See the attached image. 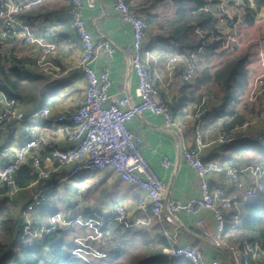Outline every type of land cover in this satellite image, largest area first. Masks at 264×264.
I'll return each mask as SVG.
<instances>
[{
  "label": "built area",
  "instance_id": "obj_1",
  "mask_svg": "<svg viewBox=\"0 0 264 264\" xmlns=\"http://www.w3.org/2000/svg\"><path fill=\"white\" fill-rule=\"evenodd\" d=\"M43 0H0V41L11 35L34 42L29 27L19 15L32 4ZM95 0H70L66 15L79 38L82 53L79 61L72 67H66L64 74L78 71L86 81L83 103L73 113H53L49 108H40L26 113L18 100L9 99L0 90V187L4 193L0 196L5 207L14 216L15 223L21 228L18 238L22 248L40 247L49 238L77 227L94 228L100 237L110 238L112 221L126 225L128 212L121 204H114L110 210L100 208L82 213L76 217L68 213H54L44 223L37 226L33 216L47 201L49 194L62 187L67 181L80 175L95 174L101 176L113 172L121 181L131 187L135 198L136 217L134 224H141L146 216L175 225L178 214L185 213L195 218L200 229V237L208 240L224 256L208 258L194 245L178 246L171 234L163 230L169 243L165 255L170 260L185 259L190 264H246L252 245L245 238L236 243L227 240V226L236 230L242 220L243 207L251 202L264 201V167L239 164L227 158L228 148L235 143L251 139L248 134L252 121L249 120L250 103L241 102L240 109L246 115L241 125L222 131L207 144L204 125L197 122L194 129V143L180 148V159L194 171L198 181L197 194L187 201L165 197L166 185L153 171L142 153L143 139L129 129V124L140 119L144 113L163 117L165 124H174V117L168 105L154 85L149 72L147 52V34L149 25L131 9V0H113L115 15L131 29L133 41L129 47L130 66L137 78L136 93L138 102L128 95L111 93L112 79L107 68L96 72L93 64L97 59V46L83 16L84 8L93 9ZM211 10L216 19L214 29L206 30L192 24L191 33L198 46L193 50H177L166 63L169 76L180 71L182 83L190 84L197 76L199 62L207 48L215 51L235 52L243 43L240 33L250 16L249 5L240 0H218ZM42 36L47 43L42 45L38 62L45 64L54 51V35L46 32ZM43 37V41L45 40ZM107 56L113 58L114 49L108 40L98 46ZM11 64L7 69H11ZM53 75L50 82H57ZM255 96L254 103L257 101ZM204 106L199 114L206 115ZM264 123V104L254 114ZM40 120L49 125H60L65 130L66 143L63 146L47 145L38 134L33 122ZM264 144V133L257 138ZM6 141V143H5ZM213 147L218 157L207 158L204 154L208 146ZM49 149V157L44 158L40 148ZM163 167L170 168L171 162L164 158ZM27 166L34 180L21 187L16 172ZM220 175L230 183L242 186L241 177H250L241 195L227 194L222 186H212V175ZM82 188L77 189L79 195ZM208 217L214 221L210 228ZM258 244L255 240L254 245ZM79 251V250H78ZM78 251L74 252L76 255Z\"/></svg>",
  "mask_w": 264,
  "mask_h": 264
},
{
  "label": "crops",
  "instance_id": "obj_2",
  "mask_svg": "<svg viewBox=\"0 0 264 264\" xmlns=\"http://www.w3.org/2000/svg\"><path fill=\"white\" fill-rule=\"evenodd\" d=\"M246 1L249 3L251 17L241 29L240 39L243 45L233 53L215 51L212 47L207 48L199 62L196 79L186 84L180 80V71L169 76L166 69L167 59L172 53L177 50H193L198 46L192 33L180 42L171 37V28L168 23L174 18L177 7L171 0H131L133 12L141 16L149 25L146 44V50L151 55L149 72L161 98L173 114L174 124L168 126L163 117L144 113L140 119L131 121L129 129L143 139L142 153L153 171L165 183V197L168 199L187 201L197 194L198 181L195 173L180 159L179 151L183 146L193 145L196 123H203L204 139L208 144L226 128L241 122L234 127L239 126L247 118V114H244L239 107L241 102L251 104L249 120L252 124L248 131L251 139L239 141L229 147L226 156L239 164L264 167L262 154L252 150L246 153L238 151V148L250 141L264 146L257 139L264 133V123L258 121L254 115L264 104V7L257 9L254 0ZM69 6L70 0H43L40 4H32L20 15V20L29 27L34 42L25 43L16 35L0 41V66L5 72L11 70L7 69L9 64L13 67L18 66L23 78L25 76L31 78L21 82L20 86L23 90L25 85L35 86L32 92L18 96L20 107L28 114L42 107L51 109L55 114L73 113L83 103L86 89L84 77L76 70L64 74L66 67L77 64L82 53L79 38L72 28L71 20L66 15ZM83 16L97 46V59L93 64L95 71L100 72L107 68L112 79L110 92L128 95L133 102H138L137 78L129 60L131 54L129 47L133 36L130 27L115 15L113 0H95V7L84 8ZM46 32L53 33L55 47L48 56L47 62L42 64L38 62V57L42 45L47 43L42 36ZM103 40H108L114 49L111 60H108L98 47ZM237 57H245L241 69L242 75L237 82L231 83L227 90L216 82L213 76L227 61ZM53 75L58 76L57 82H50ZM50 87L52 89H49ZM232 90L236 100L226 103L225 95L227 91ZM51 91L52 94H50ZM255 96L258 98L253 104ZM204 106L208 107L209 111L206 115H200L199 112ZM32 125L37 128L38 134L47 145H65L66 136L62 126L49 125L43 120L35 121ZM39 152L48 153L47 156L42 154L44 158L50 156L48 148L42 147ZM204 154L207 158L218 157L212 145L205 149ZM164 158L171 162L170 168L163 167L161 161ZM241 179L243 187L215 174L211 176L210 182L212 186H222L227 194L241 195L250 177L243 174ZM78 188L84 190L83 194L77 193ZM114 204H121L128 212L127 223L130 224L121 223L135 232L146 234L149 246L155 250H162L164 255L169 247L168 240L162 233L166 230L178 246H197L208 258L221 259L223 256L208 240L200 237V229L196 226L195 218L185 213L178 214L175 225H168L150 216L143 218L141 224H134L137 211L131 187L111 171L100 177L95 174H82L67 181L62 187L49 194L46 203L34 214L33 222L37 226L44 223L51 215L48 213V208L52 207L56 208V213H68L76 217L95 209L110 210ZM4 220L8 221V225L3 224ZM208 223L213 229L214 221L211 217H208ZM86 228L91 227H84L83 230L86 231ZM227 229V240L231 243H236L242 238L237 230L233 231L229 226ZM20 230L11 211L5 207L0 198V247H4L5 237L9 236L10 241L7 245L14 252L17 248H14L15 241L18 239L17 234L19 235ZM64 232L57 234L54 239L57 241L62 238ZM101 246L106 250H113L117 245L109 238L104 239ZM91 251L88 256H94L93 260L96 261L95 258L101 255L95 256ZM101 253L103 257H100V260L106 258V254L103 251Z\"/></svg>",
  "mask_w": 264,
  "mask_h": 264
},
{
  "label": "trees",
  "instance_id": "obj_3",
  "mask_svg": "<svg viewBox=\"0 0 264 264\" xmlns=\"http://www.w3.org/2000/svg\"><path fill=\"white\" fill-rule=\"evenodd\" d=\"M171 1L177 7V10L174 18L171 19L168 24L171 28L170 35L177 42H180L186 38L188 34H191L192 24L206 30L214 29L216 19L211 10V6L218 0ZM243 2L249 5L246 0ZM254 3L257 9L264 7V0H254ZM244 61L245 57H237L227 61L214 73L213 79L229 90L230 84L237 82L239 76L242 75L241 69ZM22 75L18 66L12 67L9 72H5L0 66V90L3 91L9 99L18 100L19 94H23L24 91L20 84L23 80H27V78L30 80L31 78L29 79L27 76L23 78ZM224 100L226 103L234 102L236 100L234 91H227ZM235 124L226 128V130L233 128ZM249 150L264 156V146L260 145L258 142L250 141L238 148L239 153H246ZM42 154L43 156L48 155L47 152H43ZM16 177L21 187L29 185L34 180L27 166H22L16 172ZM3 193L4 190L0 187V195ZM48 213L51 215L56 213V208H48ZM7 223V220L3 221V224L8 225ZM110 227L111 242L117 246L116 249L113 250H106L103 247H99V252L103 251L106 254V258L96 260V262L99 261L98 264H110L112 261H118L124 257L127 250L137 247L138 244L145 250V254L128 264H190L185 259H168V257L162 253V250H155L149 246V239L146 234L135 232L125 227L123 223L117 220L112 221ZM236 230L240 231V234H242L241 237L247 240V244L252 245V252H249L246 264H264V261L261 260V256L264 258V201L251 202L243 207L242 220L239 228ZM256 239L260 240V243L255 246L254 243ZM21 242L22 240L20 238L16 239V246L14 248H17L14 249V252H11L13 249L8 251V253L0 259V264H93L88 260L77 257L74 252L76 249H80V247L74 242H66L64 237L57 241L54 238H49L44 241L40 247L32 248H22ZM46 246H48V252L44 250ZM46 253L51 255L49 260L46 258ZM105 260H107L106 263L103 262Z\"/></svg>",
  "mask_w": 264,
  "mask_h": 264
},
{
  "label": "rangeland",
  "instance_id": "obj_4",
  "mask_svg": "<svg viewBox=\"0 0 264 264\" xmlns=\"http://www.w3.org/2000/svg\"><path fill=\"white\" fill-rule=\"evenodd\" d=\"M34 87L25 85L24 90H23L24 91L23 94L26 95V94L32 92ZM49 89H52V87H50ZM50 94H52V91L50 92ZM83 228L84 227H77V228H72V229L66 230L64 232L65 234H63L64 239L66 242H70V243L74 242L78 247H80L81 250H79L77 252V253H79L78 255H76L77 257H81L85 260H88L90 263L98 264L99 261L98 262L94 261L93 260L94 256L91 257V256H88V254L90 253L91 250H93V251H91V252H93V255H95V256L101 255L100 257H103L102 253L99 252L98 248L103 247L101 245H102V241L104 239L102 237H100V235L98 234V232L95 229L86 228V231H85V230H83ZM237 232L240 233V231H237ZM63 236H62V238H63ZM8 238H9V236L5 237V241H4V245H3L4 247H0V259H2L4 257V255H6V253H8L7 250H11L9 248V246L7 245V243L10 241ZM259 243H260V240H258V244ZM44 250L46 252H48V246H46L44 248ZM76 250H78V249H76ZM11 252H13V250H11ZM46 254H47L46 258L49 260L51 255L49 253H46ZM144 254H145V250L138 244L137 247L132 248L131 250H127L122 259H120L118 261H112L110 264H128L131 261L142 257ZM100 257L95 258V259L98 260ZM220 260L223 261L224 256H222ZM261 260L264 261V258H262V256H261ZM103 262L106 263L107 260H105ZM225 264H226V262H225Z\"/></svg>",
  "mask_w": 264,
  "mask_h": 264
}]
</instances>
